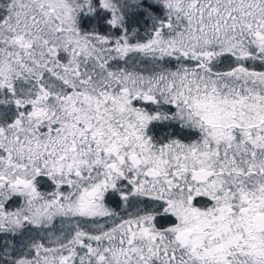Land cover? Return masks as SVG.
Listing matches in <instances>:
<instances>
[{"label": "snow or ice", "instance_id": "1", "mask_svg": "<svg viewBox=\"0 0 264 264\" xmlns=\"http://www.w3.org/2000/svg\"><path fill=\"white\" fill-rule=\"evenodd\" d=\"M0 264H264V0H0Z\"/></svg>", "mask_w": 264, "mask_h": 264}]
</instances>
